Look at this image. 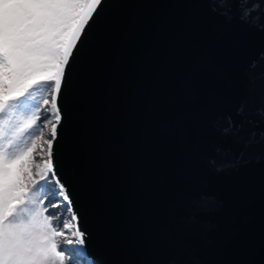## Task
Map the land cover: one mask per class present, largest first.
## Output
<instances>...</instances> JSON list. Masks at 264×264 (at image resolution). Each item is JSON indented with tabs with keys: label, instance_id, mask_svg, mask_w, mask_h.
I'll return each mask as SVG.
<instances>
[{
	"label": "water",
	"instance_id": "obj_1",
	"mask_svg": "<svg viewBox=\"0 0 264 264\" xmlns=\"http://www.w3.org/2000/svg\"><path fill=\"white\" fill-rule=\"evenodd\" d=\"M240 2L103 3L53 143L94 264H264V0Z\"/></svg>",
	"mask_w": 264,
	"mask_h": 264
},
{
	"label": "snow or ice",
	"instance_id": "obj_2",
	"mask_svg": "<svg viewBox=\"0 0 264 264\" xmlns=\"http://www.w3.org/2000/svg\"><path fill=\"white\" fill-rule=\"evenodd\" d=\"M104 2L0 0V264H94L75 197L53 163V143L63 119L66 75ZM238 7L246 21L251 11L246 0ZM49 126L47 159L41 145L37 161V141ZM216 130L223 141L239 143L242 125L226 115ZM215 151L228 155L220 147ZM208 165L217 171L227 167L216 157Z\"/></svg>",
	"mask_w": 264,
	"mask_h": 264
},
{
	"label": "rangeland",
	"instance_id": "obj_3",
	"mask_svg": "<svg viewBox=\"0 0 264 264\" xmlns=\"http://www.w3.org/2000/svg\"><path fill=\"white\" fill-rule=\"evenodd\" d=\"M49 132H50V126L44 130L43 136H41V138L37 141V150H36V152L33 153V156L35 157V159L37 161H39L41 159V155H42V153L40 151V146L41 145H45V152L43 154V159H45V160L47 159V155H46V141L49 138ZM40 167L42 168L43 164H41ZM37 171H38V169H37V167L34 164L33 172L36 173Z\"/></svg>",
	"mask_w": 264,
	"mask_h": 264
},
{
	"label": "trees",
	"instance_id": "obj_4",
	"mask_svg": "<svg viewBox=\"0 0 264 264\" xmlns=\"http://www.w3.org/2000/svg\"><path fill=\"white\" fill-rule=\"evenodd\" d=\"M39 91H41V92H42V91H43V89H41V90H39Z\"/></svg>",
	"mask_w": 264,
	"mask_h": 264
}]
</instances>
